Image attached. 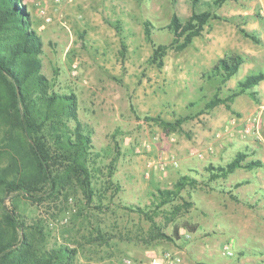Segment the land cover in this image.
Returning a JSON list of instances; mask_svg holds the SVG:
<instances>
[{
    "label": "rangeland",
    "instance_id": "obj_1",
    "mask_svg": "<svg viewBox=\"0 0 264 264\" xmlns=\"http://www.w3.org/2000/svg\"><path fill=\"white\" fill-rule=\"evenodd\" d=\"M18 1L42 42L47 95H73L77 118L93 134L87 189L67 174L54 189H0V218L13 214L24 224L40 258L72 251L55 264H122L126 257L177 252L182 264H264V79L227 101L246 77L264 73V0L212 8L220 19L210 18L183 49L184 36L176 40L168 27L172 16L185 23L213 0ZM157 46L167 47L162 67L150 62ZM233 54L242 58L234 76L209 75ZM2 89L0 79V98ZM214 98L226 103L207 108ZM37 109L40 133L56 153L54 137L74 123ZM20 133L13 115L0 116V173L7 178L24 170ZM240 153L242 167L210 179L208 166H226ZM171 156L178 166L161 169ZM250 161L259 165L243 167ZM182 176L196 184L157 207L159 192L174 190ZM225 244L232 257L223 254Z\"/></svg>",
    "mask_w": 264,
    "mask_h": 264
},
{
    "label": "trees",
    "instance_id": "obj_2",
    "mask_svg": "<svg viewBox=\"0 0 264 264\" xmlns=\"http://www.w3.org/2000/svg\"><path fill=\"white\" fill-rule=\"evenodd\" d=\"M191 1L196 5L198 0ZM225 1L213 0L211 4L208 3L209 10L193 11L185 23H181L176 15L172 16L169 29L176 40L184 36L178 49L189 45L192 38L201 33L210 18L220 19L210 10L221 7ZM144 28L145 36L150 40V30L147 24ZM239 31L244 37L255 40V37L245 30L240 29ZM6 40L10 41L7 45L4 44ZM41 46V39L29 27L28 14L22 3L18 0H0V79L4 94L1 97L4 101H0V116L13 115L21 131L20 138L26 144V154L20 162L24 170L20 172V176L7 178L0 173V189L7 193L26 194L45 187L54 189L57 188L59 180L61 182L64 179V174L73 175L81 187L87 189L88 172L85 156L91 144L93 129L77 118L73 95H47V83L40 73L41 64L38 57L41 53ZM166 50V46H157L150 62L162 67L161 59ZM241 63L242 58L239 55L225 56L217 62L209 75L226 81L236 74ZM263 79L264 73L249 75L238 84V89L232 92L227 101H231L247 89L256 86ZM219 103H226V101L214 98L207 104V108H213ZM37 107L44 109L45 117L62 115L64 121L74 123V127L67 134H57L54 137L55 145L58 146L56 153L51 152L48 142L40 133L41 127L36 123L35 115L39 111ZM63 124L66 127V123L63 122ZM53 155L57 157L55 160L52 159ZM244 157L245 155L240 153L226 166H208L206 169L210 179L225 177L235 168L242 167L241 161ZM258 165L259 162L250 161L243 167L252 168ZM14 166H18L17 160H14ZM195 184V178L182 176L175 184L174 190L159 192L157 207L172 202L181 190ZM130 209L141 212L137 207ZM148 219L154 225L153 220ZM62 256L70 259L72 251L55 250L47 257L37 256L24 232V224L20 223L13 214H2L0 218V264H55Z\"/></svg>",
    "mask_w": 264,
    "mask_h": 264
},
{
    "label": "built area",
    "instance_id": "obj_3",
    "mask_svg": "<svg viewBox=\"0 0 264 264\" xmlns=\"http://www.w3.org/2000/svg\"><path fill=\"white\" fill-rule=\"evenodd\" d=\"M41 14L44 16L45 22H49L50 18L46 16L45 11L41 10ZM249 130L246 129V132ZM203 158V155H199ZM167 165H172L173 167L178 166V160L175 158V156H171L168 161L162 162L159 164L160 168L163 169ZM222 252L227 257H232L233 252L232 248L229 244H225L222 246ZM122 264H182V256L181 253H166L163 255H158L156 253H150L145 257H139V258H130L126 257L123 258Z\"/></svg>",
    "mask_w": 264,
    "mask_h": 264
}]
</instances>
